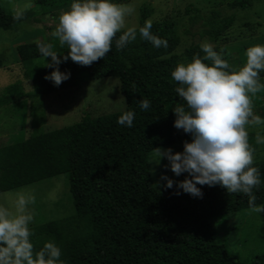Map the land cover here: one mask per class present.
<instances>
[{"label":"trees","instance_id":"trees-1","mask_svg":"<svg viewBox=\"0 0 264 264\" xmlns=\"http://www.w3.org/2000/svg\"><path fill=\"white\" fill-rule=\"evenodd\" d=\"M31 1L36 5L37 15L72 3V0ZM220 2L232 8L251 5L248 0ZM194 11L190 24L202 22L190 35L200 39L217 41L234 22L232 14L201 15L198 9ZM15 13L0 0V30L32 22L26 14L14 19ZM151 14L152 8L142 5L138 25L142 26ZM33 21L38 18L33 17ZM151 31L167 40L166 48H155L139 35L122 50L113 43L111 52L90 66L78 65L70 59L62 62L59 70L70 73V78L58 87L44 79L52 69L43 66L36 46L38 41H47L16 43V57L32 88L25 91L18 80L7 85L0 91V107L25 97L79 88L82 82L108 76L117 78L124 107L95 117L84 112L79 121L0 147V192L65 175L72 212L60 219L30 225L34 250L38 251L46 241H54L62 249L64 264H264V251L247 262L237 259L217 238L211 223L217 218L222 221L226 213L250 208L246 196L228 193L219 185H197L203 195L196 198L179 189L178 181L170 189L165 183H152L151 166L156 159L150 163L152 151L174 144L179 149L191 139L173 126L175 115L171 109L179 98L174 91L177 83L170 72L177 63L203 57L204 53L199 43L178 52L180 38L168 19L153 21ZM47 43L58 51V56L67 54L56 38ZM213 47L233 69L245 62L224 53L220 47ZM261 81L264 82V73ZM143 98L151 102L147 111L139 107ZM251 105L254 115L264 119V91L251 96ZM128 110L135 112L132 127L118 125L117 117ZM248 133L253 154L257 152L253 166L260 170L261 184L253 194L260 205L264 204V157L257 151L255 132L248 130Z\"/></svg>","mask_w":264,"mask_h":264},{"label":"clouds","instance_id":"clouds-1","mask_svg":"<svg viewBox=\"0 0 264 264\" xmlns=\"http://www.w3.org/2000/svg\"><path fill=\"white\" fill-rule=\"evenodd\" d=\"M134 11L116 0H72L69 10L58 16L51 33L60 47L67 49V54L58 56L51 43L36 44L43 66L52 69L44 79L58 87L70 78V73L59 70L62 62L70 59L78 65L90 66L104 59L113 43L122 50L137 35L155 48H166L167 40L152 33L151 19L142 26L126 27V20ZM22 16L23 12L17 11L14 19ZM201 51L203 57L177 63L170 72L177 83L174 91L179 98L171 109L175 115L173 126L191 139L183 142L182 151L157 148V163L163 158L173 174L187 173L177 182L184 193L201 198L203 193L197 185H219L228 193L246 196L252 212L259 215L264 213V204H256L253 190L261 184L260 170L253 166L246 126L264 124V119L254 115L251 105V96L264 91L261 81L264 45L247 48L245 62L236 69L211 44H202ZM150 105L147 98L139 100L141 111L149 110ZM134 119L135 112L128 110L116 122L132 127ZM256 143L264 144V137L258 134ZM162 179L166 188L173 187L171 179ZM34 199L30 193L21 192L14 200V211L0 206V264H64L62 249L54 241H46L38 251L34 250L30 227L34 213L29 208Z\"/></svg>","mask_w":264,"mask_h":264},{"label":"rangeland","instance_id":"rangeland-1","mask_svg":"<svg viewBox=\"0 0 264 264\" xmlns=\"http://www.w3.org/2000/svg\"><path fill=\"white\" fill-rule=\"evenodd\" d=\"M2 2L14 12L22 11L32 22H21L12 30H0V91L17 80L22 83L25 91H31V82L23 76L14 46L27 40L45 39L49 42L55 39L51 33L58 22V16L68 11L71 4L37 15L36 5L31 0H2ZM248 2L251 5L245 8H232L226 3H221L220 0H130L122 4L129 5L135 10L127 18L126 27L138 25L139 9L146 4L152 8V14L148 18L152 22L170 20L180 38L178 52L182 53L190 44L209 43L220 47L231 57H239L245 61L247 48L264 45V40L261 39L264 36V0H248ZM195 9H198L201 15L214 12H218L220 16L232 14L234 22L217 41L200 39L198 36L190 35L202 22L199 20L194 26L190 24L189 18L195 14ZM35 16L38 21H33ZM186 30L189 32L186 33ZM243 46L246 48L242 49ZM123 107L124 99L118 89L117 78L112 76L87 80L82 82L79 88L58 90L49 95L25 97L0 107V147L79 121L84 112L95 117L121 110ZM246 128L253 130L255 136L259 134L264 137V124L246 126ZM177 147L174 144L159 148H170L174 152L182 151L183 146L179 149ZM257 151L264 157V144H259ZM256 153L253 154V160ZM156 155L157 149L150 154V163L156 158L151 166L152 183H165L162 177L177 182L187 176V173L179 176L173 174L167 167L168 162L165 159L161 158L157 163ZM21 192L30 193L35 198L34 203L29 205L34 213L31 225L50 219H60L72 212L64 174L0 192V206L14 211V200ZM217 219L211 220L217 238L227 245L237 259L247 262L253 255L264 251V213L258 215L252 212L251 208H247L224 214L220 219L222 221Z\"/></svg>","mask_w":264,"mask_h":264}]
</instances>
